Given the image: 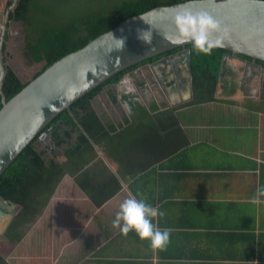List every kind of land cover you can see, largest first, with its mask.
I'll return each mask as SVG.
<instances>
[{"label":"crops","instance_id":"1","mask_svg":"<svg viewBox=\"0 0 264 264\" xmlns=\"http://www.w3.org/2000/svg\"><path fill=\"white\" fill-rule=\"evenodd\" d=\"M226 64L223 74L232 65L237 76L244 74L236 59ZM227 75L208 102L188 104L193 94L189 98L183 85L171 96L185 98L177 104L154 93L140 98L148 109H173L172 120L149 111L147 129L130 117L122 97L114 102L107 93L98 95L92 105L105 123L115 126L116 142L95 144L96 157L77 174L62 177L20 241L6 240L8 249H0L6 262L264 264V197L257 196L264 185V98L258 97L263 88ZM47 140L48 148L38 150L64 161L63 148ZM86 172L98 185L117 188L99 206L79 183ZM128 198L143 199L163 212L153 223L158 230H171L166 248L153 250L134 231L124 236L113 228Z\"/></svg>","mask_w":264,"mask_h":264},{"label":"trees","instance_id":"2","mask_svg":"<svg viewBox=\"0 0 264 264\" xmlns=\"http://www.w3.org/2000/svg\"><path fill=\"white\" fill-rule=\"evenodd\" d=\"M71 1L73 2L71 3L69 0H20L12 15L13 18L25 22L27 31L25 54L27 58L37 62L44 61L43 67L34 77L54 61L83 47L91 39L115 27L125 18L142 13L157 5H169L183 0ZM50 2L55 3L60 11L58 12L54 6L49 5ZM188 46L191 48L193 74V99L188 104L214 100L217 84L225 71L223 55L227 51L220 47H213L211 54L205 55L198 54L192 44ZM155 58L157 57L154 56L148 60ZM136 66L137 64H134L127 69ZM127 69L117 72L78 98L71 104L70 110L61 111L45 127L44 130L50 129L56 145L63 148L64 161H57L55 156H49L45 150H38V145L35 143L37 138H35L0 175V195L21 206L4 231L3 237L5 238L3 239L11 243L20 241L26 227L42 211L62 177L66 173L75 175L89 164L96 157L95 144L111 147L112 139L116 142L118 134L113 135L116 137L111 134L115 126L103 121L102 116L93 107L92 101L106 85L118 82ZM26 84L27 82H22L10 67L7 68L1 88L5 100L10 99ZM108 95L112 101H116L114 90L109 89ZM121 97L128 107L130 117L133 120H138V127L147 129V116L149 111L157 112L155 111L156 106L151 105L149 109L146 108L134 94L126 93ZM1 99L0 95V108L2 106ZM172 112L173 109L169 108L157 113L169 115L168 119L172 120ZM126 120L128 122V119ZM170 120L168 121L170 122ZM56 122L58 124L52 127ZM62 124H65L66 128H63ZM73 137L74 140H72ZM86 173L82 175L83 180L79 179V183L99 206L117 188L112 186L110 189L107 186L98 185L96 179L91 178L88 172ZM85 175H88L87 178ZM103 190L106 191L104 197L97 200ZM0 264H8L1 253Z\"/></svg>","mask_w":264,"mask_h":264},{"label":"water","instance_id":"3","mask_svg":"<svg viewBox=\"0 0 264 264\" xmlns=\"http://www.w3.org/2000/svg\"><path fill=\"white\" fill-rule=\"evenodd\" d=\"M182 10L207 12L217 20L220 28L210 33L208 40L213 43L221 41L218 47L227 51L223 55V65L226 66L230 58L242 60L245 57L247 65L258 67L264 75V0H183L131 15L83 47L54 61L8 100L1 90L4 76V62L1 60L0 175L35 138L47 137L51 146L58 148L52 136L44 130L54 117L64 109L70 110L78 98L134 64L180 48L174 55L181 54L186 59L189 98H192V56L188 46L191 43L180 42L172 22L174 15ZM140 34L150 35L151 43L140 39ZM165 60L162 58L151 63L150 67L154 69V65L160 62L165 64ZM132 72L137 73L138 69ZM15 73L24 82L18 72ZM62 125L66 128L65 124ZM11 207L15 210L9 216L7 212ZM20 208L0 195V235Z\"/></svg>","mask_w":264,"mask_h":264},{"label":"flooded vegetation","instance_id":"4","mask_svg":"<svg viewBox=\"0 0 264 264\" xmlns=\"http://www.w3.org/2000/svg\"><path fill=\"white\" fill-rule=\"evenodd\" d=\"M19 1L20 0H0V38L2 37L0 39V62L1 60L4 62V75L5 71L9 67L15 72L13 67L16 63V58L13 54V51L17 42H19V39H23L24 48L26 45L27 31L25 22L20 19H15L12 16L15 13V9L18 7ZM179 50L181 49L178 48L166 54L164 53L156 56L157 58L154 60L149 61L147 59L137 63L135 68L127 69L118 82L111 85H106L104 88H102L98 95H103L102 93L108 94L109 89H112L116 93V97L127 93L136 95L138 99H146L147 95L150 96L154 93L156 96H159L162 99H164V97L170 99L171 105L177 104L176 102H183L185 98L180 99L181 101H177V98L171 99L172 94L174 97V93L179 90L180 85L184 86V90L186 93H188V95L190 94L188 85L189 75L187 73V66L185 63L186 59L185 57H182L181 54L178 56L174 55V53ZM162 58H166L165 64H160V62L159 64L154 65V69L150 67L151 63L156 61L158 62ZM234 59H236L239 64H242L244 74L241 76L240 72L238 71L239 74L237 76V69L232 65L230 71L223 74V76L228 74L227 76L235 78V81L238 83H259V88H263V92L262 95L258 94V97L260 99L264 98V75L262 74L261 70L258 67H251L250 65H247L245 57L242 58V60L240 58ZM135 69H138L137 73L132 72ZM226 71L227 70L224 72ZM129 89H131V91H129ZM57 124V122L54 123L52 127ZM45 131L48 135H51L49 128ZM35 143L45 146L46 148L49 146V142L46 137H43L42 140L36 139ZM6 216L4 218L7 219Z\"/></svg>","mask_w":264,"mask_h":264},{"label":"clouds","instance_id":"5","mask_svg":"<svg viewBox=\"0 0 264 264\" xmlns=\"http://www.w3.org/2000/svg\"><path fill=\"white\" fill-rule=\"evenodd\" d=\"M172 22L177 29L180 42H190L198 54L210 55L213 47L221 46V41L219 40L214 43L208 40L209 34L218 31L220 25L207 12L193 13L188 10H182L174 15ZM139 38L146 43H151L150 35L140 34ZM257 196L264 197V185L258 187ZM14 210L15 208L12 209L11 207L7 214L10 216V213ZM157 215L163 216V212L158 213L157 209L153 208L145 200L128 198L120 204L119 211L112 221V226L119 229L124 236L134 231L141 240L149 241L153 250H163L170 242L171 230H158L156 228L153 218L157 217Z\"/></svg>","mask_w":264,"mask_h":264},{"label":"rangeland","instance_id":"6","mask_svg":"<svg viewBox=\"0 0 264 264\" xmlns=\"http://www.w3.org/2000/svg\"><path fill=\"white\" fill-rule=\"evenodd\" d=\"M69 1L71 3L73 2L71 0H69ZM95 2H99V0H97ZM49 5L54 6V9H56L58 12L60 11V10H58V7L56 6L55 3L50 2ZM24 51H25L24 41L21 38V39H19V42H17L16 47L13 51V54L15 55V58H16V63H15L13 68L16 72H18V74L20 75V77L22 78V80L24 82H28L29 80H31L34 77V75L38 71L41 70V67L44 64V62L42 61V62L37 63V62L29 61L27 59V57L25 56ZM102 94H105V93H102ZM99 96H101V94ZM95 100H96V98H95ZM99 104L103 107H106L108 105V104H104L101 101L99 102ZM116 110H117V112L122 111V109L120 110V108L119 109L116 108ZM109 111H110V109H109ZM37 145H38V147H42L39 144H37ZM0 249H2V250L8 249V245L6 243V240H3V239L0 240Z\"/></svg>","mask_w":264,"mask_h":264}]
</instances>
